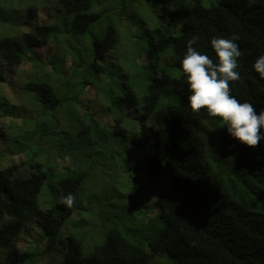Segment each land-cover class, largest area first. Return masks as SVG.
<instances>
[{
    "label": "trees",
    "instance_id": "1",
    "mask_svg": "<svg viewBox=\"0 0 264 264\" xmlns=\"http://www.w3.org/2000/svg\"><path fill=\"white\" fill-rule=\"evenodd\" d=\"M6 1L15 2L0 0V26L17 24L3 16L2 5ZM31 1L39 5L45 0ZM48 1L54 4L56 17H62L63 24L30 25L27 32L0 35V82L5 81L3 62L15 68L24 58L32 57L36 49L50 42L60 44L64 34L75 40H88L84 37L91 30L95 32L100 11L109 3ZM179 1L190 5L184 10H171L169 16L174 22L182 20L176 28L181 32L172 34L162 26L148 32L151 39L145 56L155 68L148 70L149 81L143 98L130 88L122 91L121 84L111 85L109 98L101 102L93 99L85 103V99L74 96L78 103H73L72 122L79 126L77 136L83 140L78 149H64L57 112L62 111V103L71 97L77 83L83 89L89 87V76L108 82L104 72L108 74L115 69L107 66L106 54L119 42L114 23H109L99 37L89 39L93 49H86L87 55L79 46L70 47L75 59L71 66L67 67L62 59L58 64L63 69L58 68L51 59L53 71H45L42 65L33 78L21 85L23 97L32 99L31 107L11 108L0 95V117L6 111L20 115L30 112L20 132L19 127L7 125L12 137L10 147H15L13 155L25 153L26 158L7 165L0 159V264H30L44 255L51 259L50 264L57 261L60 264H163L167 261L264 264V141L248 146L230 136L222 118L210 116L203 108L194 112L181 66L187 41L193 36L198 38L193 47L207 54L214 63L218 59L211 40L235 36L241 53L236 69L240 78L229 83L230 94L241 102L251 103L257 114L264 111V78L252 67L264 55V0H219L210 7L203 5V0ZM95 3L100 4L98 10L93 8ZM116 3L119 6L118 0ZM28 10L27 21H30L35 12L33 8ZM112 12L120 16L117 27L121 28L124 10ZM117 90H121L119 95L113 92ZM161 99L165 103L158 108ZM99 103L110 106V125L98 123L103 110L94 116L90 112L91 106L96 108ZM129 111L137 112L139 118L148 122L153 131L152 140L146 130L139 141L129 138L132 125L127 123L128 129L125 125ZM82 114H85L83 120ZM47 115L50 123L45 122ZM30 124L35 128L26 131ZM109 133L122 142L134 139L136 149L144 151L140 170L149 169L150 176L156 177L155 191L150 190L154 185L152 179L135 181L123 196L129 200L124 212L116 214L111 211L112 205L104 207L99 215L102 234L89 240L87 231L68 232L67 223L71 217L83 214L79 196L97 164L95 142ZM147 140L149 144L145 148ZM105 146L106 151L109 144ZM127 167L133 168V163ZM53 173L58 179L47 190L45 184ZM50 193L54 195L53 200ZM68 194L75 197L71 208L61 203V198ZM34 220L39 223L36 231L44 249L33 246L32 253L22 252L17 248V241Z\"/></svg>",
    "mask_w": 264,
    "mask_h": 264
},
{
    "label": "rangeland",
    "instance_id": "2",
    "mask_svg": "<svg viewBox=\"0 0 264 264\" xmlns=\"http://www.w3.org/2000/svg\"><path fill=\"white\" fill-rule=\"evenodd\" d=\"M27 2L17 3L15 0L14 3H8L7 1L2 5L4 8L3 16L7 17L8 21L15 20L17 24H2L0 26V35H9L15 36L19 32L23 33L27 32V29L30 25L35 26L36 24L40 25H54L60 26L63 24L62 17H56L55 14V6L52 4V1L45 0L43 2H39L38 4L33 3L31 0H26ZM98 1V0H94ZM119 6L116 3L117 0H101V2H109L107 3L103 9L100 11V17L95 22V32L91 30L84 39H88L86 41H79L73 39L71 36L64 34L60 37V44H55L50 42L47 46L36 49L31 53L33 55L29 59L24 58L20 65L15 68H8L6 64L3 62V75L5 77V81L0 82V95L3 96L10 104V107L25 105L27 107H31L32 99L24 98L23 92L21 90V85L27 82L29 79L35 76L42 65L45 66V71H53V66L50 62L51 59L56 61L57 67L63 69L62 64H58L60 60H65L66 65L71 66L73 60H75L71 52L69 50L70 47H78L84 50V55H87L86 49H93L91 37H99L100 33L103 32L106 26L109 23H114L117 32L119 34V42L118 45L107 52V66L110 69H115L111 71V73L107 74L104 72V77L107 75L108 82L102 83L99 78L89 76V84L87 88L83 89L82 84L77 83V87L74 89L75 91L71 93V97H68L62 103V111L66 114L63 116V112L59 110L57 114L59 115L58 125L62 128L63 134V147L64 149L68 148H79L82 145V141L77 136V126H75L72 122L73 117V103L77 102L75 95L79 97V99H85V103H88L89 100L95 99L101 102V100H106V97L109 98V92L111 85L121 84V90L130 88L135 94L139 96V98H143L144 93L146 92V88L148 85L149 77H147L151 68H155L151 66L150 62L147 61L145 56V48L150 43L151 35L148 33L155 27L162 26L164 28H168V32L174 34H179L181 29H177V25L182 23V20L174 22L170 19L169 12L175 8L184 10L187 8L190 3L183 4L179 0H118ZM35 2V1H34ZM203 5L210 7L219 2V0H203ZM14 4V5H10ZM35 7H33V6ZM30 6V7H29ZM28 8H33L35 14L31 18L30 21H27L29 10ZM95 10L100 8V4L97 6L96 3L93 7ZM123 9L125 15L121 18L123 24H120V27L124 29V31L117 27V21L120 19V16L114 15L112 11ZM10 18V19H9ZM6 25V26H5ZM119 28V29H118ZM82 44L88 46H81ZM35 57V58H34ZM35 60L33 61L32 60ZM91 59V56H90ZM169 60V59H168ZM161 65L157 66L160 67ZM156 67V68H157ZM168 68L166 65L161 66L160 68ZM159 68V69H160ZM95 74L98 76L96 70H94ZM46 73V72H44ZM55 75V74H54ZM103 75V74H102ZM101 76V74H100ZM55 78V77H54ZM106 84H109L104 87ZM121 90L113 91L116 95L121 93ZM123 93V92H122ZM72 94H74L72 96ZM95 95V98L93 97ZM165 99H161L158 104V108L161 107L165 102ZM96 108L91 106L90 112L93 114H97L98 111L103 110V117L99 118V124H107L111 123V112L110 106L106 103H99L95 105ZM39 106H36L38 108ZM80 109V106H78ZM82 111V110H81ZM72 112V113H71ZM36 112H34L35 114ZM27 113L15 114L14 111H6L2 113L0 117V128L3 129V133H0V159L4 164H9L10 162L17 161L20 162L22 159L26 158L25 153L21 155H13L14 148L11 146L12 137L9 135V129L7 128L9 124L13 125L15 128L19 127L17 130L20 132L21 127L23 126L24 119H28ZM133 119L129 121L130 116H126L125 125L128 129L129 125L132 130H129V138H134L137 141L140 140L141 137H144L142 132L146 130L147 135L149 134V139H153V131L148 125L146 120L138 118L135 112H130ZM85 114H82V120L84 119ZM97 117V116H96ZM45 121V119H44ZM129 121V122H128ZM47 123H50L49 116H46ZM87 122V121H86ZM92 122V119H89V123ZM76 123V120H75ZM128 123V126H127ZM148 125V126H147ZM35 128L34 126L28 125L25 129L26 131H30ZM16 132V129L14 133ZM100 134H97L99 136ZM93 139L98 137H92ZM23 139V138H21ZM134 139H126L124 142L116 139L114 135L110 133L104 135L98 141L95 142L96 156L95 161L96 165L93 166V169L90 171V176L87 178L85 186L79 196V201L81 204V211L83 214L73 216L69 219L67 223L68 232L71 230L74 233L86 232L90 233L91 237H99L102 234V226L99 221L100 212L103 211L104 207L113 206L111 211L118 214L121 211L124 212V207L126 203H129V200L124 199L123 196L129 191V188L136 184L135 181H143L152 179L154 181L153 187H150L151 191H155L156 185V177L150 176L149 169L147 171L140 170V167L144 164L142 161V156L144 154L143 150H137V143ZM17 142V140L15 141ZM14 142V143H15ZM109 144L108 149L105 151V144ZM148 147V140H147ZM8 149L7 151H5ZM99 149V150H98ZM136 149V150H135ZM133 163V168L129 169L128 164ZM146 169V166L145 168ZM141 171L144 173L139 174ZM92 173V174H91ZM142 176V177H141ZM57 176L53 173L51 179L46 182V189L49 190L51 184H55L57 181ZM157 189H160V185H158ZM52 200L54 199V195L50 193ZM56 199V195H55ZM40 200V198H39ZM50 208V207H49ZM154 210L152 211V215H154ZM151 216V215H149ZM39 227V223L37 221H32L27 228L25 229V234L22 235L17 241V248L22 252H31L37 246L41 251L44 249L43 241L39 234L37 233V228ZM35 235L36 237H33ZM66 236V235H64ZM39 237V238H38ZM38 238V239H37ZM37 240V241H36ZM87 242V238H86ZM40 246V247H39ZM40 251V253H41ZM42 254V253H41ZM45 257V255H44ZM37 258L39 260L34 261L36 264H50V258ZM191 259L192 257H188ZM30 262V261H29ZM34 262H30V264H35ZM182 263H172L171 261L164 262L163 264H183ZM57 264L60 262L57 261Z\"/></svg>",
    "mask_w": 264,
    "mask_h": 264
},
{
    "label": "clouds",
    "instance_id": "3",
    "mask_svg": "<svg viewBox=\"0 0 264 264\" xmlns=\"http://www.w3.org/2000/svg\"><path fill=\"white\" fill-rule=\"evenodd\" d=\"M236 39L232 36L215 37L211 40L218 59L214 63L207 54L193 47L198 40L193 36L187 41V52L181 60V66L191 92L188 100L192 110L199 112L202 108L206 109L210 116L222 118L231 137L248 146H257L264 141V111L257 114L251 103L241 102L230 94L229 83L240 78L236 69L241 53ZM252 67L264 78V55H260ZM130 112L132 111L127 114ZM129 116L136 117L131 114ZM74 202L75 197L72 194L61 198V203L68 208L73 207Z\"/></svg>",
    "mask_w": 264,
    "mask_h": 264
}]
</instances>
